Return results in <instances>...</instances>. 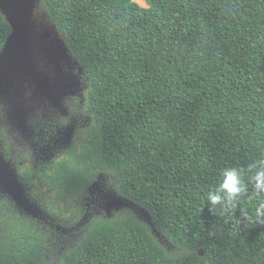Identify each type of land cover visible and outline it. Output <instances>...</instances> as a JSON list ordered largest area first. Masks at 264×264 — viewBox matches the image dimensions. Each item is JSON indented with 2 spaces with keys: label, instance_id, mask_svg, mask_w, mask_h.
I'll return each mask as SVG.
<instances>
[{
  "label": "trees",
  "instance_id": "1",
  "mask_svg": "<svg viewBox=\"0 0 264 264\" xmlns=\"http://www.w3.org/2000/svg\"><path fill=\"white\" fill-rule=\"evenodd\" d=\"M42 1L89 78L86 108L98 126L90 147L56 162L45 184L72 198L110 172L183 253L169 254L125 216L89 224L53 263L27 220L0 224V264H264L255 220L264 194L250 182L264 159V0ZM12 34L0 12V54ZM228 167L242 171L247 191L214 215L207 194Z\"/></svg>",
  "mask_w": 264,
  "mask_h": 264
},
{
  "label": "rangeland",
  "instance_id": "2",
  "mask_svg": "<svg viewBox=\"0 0 264 264\" xmlns=\"http://www.w3.org/2000/svg\"><path fill=\"white\" fill-rule=\"evenodd\" d=\"M134 1L148 7L145 0ZM14 2L0 0L11 24ZM16 38L0 54V165L9 180L0 177V224L29 220L46 238L45 258L53 263L82 239L89 224L125 216L145 223L169 254L183 253L156 230L148 210L118 193L112 173L99 172L72 198L45 184L43 176L56 162L82 154L97 133L86 108L90 82L42 0H31Z\"/></svg>",
  "mask_w": 264,
  "mask_h": 264
},
{
  "label": "clouds",
  "instance_id": "3",
  "mask_svg": "<svg viewBox=\"0 0 264 264\" xmlns=\"http://www.w3.org/2000/svg\"><path fill=\"white\" fill-rule=\"evenodd\" d=\"M253 174L250 182L254 187L255 194H264V159L251 166ZM247 191V184L242 178V171L236 167H228L222 170L219 184L207 194L208 211L212 214L227 213L239 206L241 196ZM241 216L250 219L249 213L241 209ZM255 220L264 223V200L255 210Z\"/></svg>",
  "mask_w": 264,
  "mask_h": 264
},
{
  "label": "water",
  "instance_id": "4",
  "mask_svg": "<svg viewBox=\"0 0 264 264\" xmlns=\"http://www.w3.org/2000/svg\"><path fill=\"white\" fill-rule=\"evenodd\" d=\"M30 4H31V0H15V2L13 4L14 9H15L13 24L10 23L12 25V28H13V34L9 38V40H13V39L15 40L16 39V42H17L16 37L18 35L19 25L25 20V17L27 16L28 11H29ZM17 50H18V48H17ZM18 51H15V52L18 53ZM11 60H12V57L9 55L8 56L9 63H11ZM0 177H4L6 180H8L6 174L2 170L1 165H0Z\"/></svg>",
  "mask_w": 264,
  "mask_h": 264
}]
</instances>
